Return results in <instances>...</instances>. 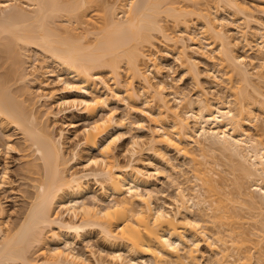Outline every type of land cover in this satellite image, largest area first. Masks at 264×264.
Masks as SVG:
<instances>
[{
	"label": "bare ground",
	"instance_id": "bare-ground-1",
	"mask_svg": "<svg viewBox=\"0 0 264 264\" xmlns=\"http://www.w3.org/2000/svg\"><path fill=\"white\" fill-rule=\"evenodd\" d=\"M23 1H0V128L22 134L23 149L31 152L23 156L32 158L21 170L33 177V192L20 222L8 227L0 221V264H102L75 248L89 245L94 233L112 248L108 264H209L203 241L216 264H264V139L254 114L255 107L264 111V60L258 56L264 53V21L256 8L241 0H212L214 7L208 3L196 11L185 5L191 0ZM92 1L106 12L98 22L83 18ZM223 13L233 17L241 39L262 61L259 66L239 54ZM164 18L174 22L175 30ZM157 42L165 47L161 50ZM30 50L41 51L76 84L60 77V93L41 81L51 72L45 61L33 63L31 73L21 76V58ZM200 50L226 68L227 79H222L228 80L232 99L211 98L205 88L192 97L169 84L162 56L175 53L199 80ZM215 77L219 84L221 78ZM29 84L38 86L37 100ZM66 92H78L80 98ZM142 95L146 109L138 111L153 122L145 143L148 157L142 156L140 137L133 136L125 148L131 159L122 163L116 150L129 130L108 107L114 98L134 109ZM77 100L84 105L79 111L93 122L69 149L78 128L74 121L68 124L72 131L60 126L58 112ZM166 149L189 159L194 181L172 163ZM217 153L231 165L239 198L260 212L261 226L233 224L238 214L226 203L232 201L230 193L216 197L231 185L214 171L213 164L221 165L214 160ZM5 159L0 183L10 170ZM163 177L177 184L175 208L158 201ZM246 241L254 244L246 248Z\"/></svg>",
	"mask_w": 264,
	"mask_h": 264
},
{
	"label": "rangeland",
	"instance_id": "rangeland-1",
	"mask_svg": "<svg viewBox=\"0 0 264 264\" xmlns=\"http://www.w3.org/2000/svg\"><path fill=\"white\" fill-rule=\"evenodd\" d=\"M0 1H2V0H0ZM107 1H109V3L110 2L114 3L116 0H107ZM211 1L212 0H191L189 2L185 1L186 2L185 5L188 4L189 8L191 10L196 11L201 6L205 7V6H210L212 4V7H214V4ZM241 1L247 5H250L251 7L256 8V12H258L257 14L260 16L262 21H264V4L261 5L259 2L255 1V0H241ZM22 2H24V1L22 0ZM185 2H183L182 4H184ZM194 2H196V3L198 2V4L195 5ZM208 3L209 4L211 3V4L208 5ZM120 9L121 8H119L118 11L116 12L118 16L122 15V12L120 11ZM257 10H259V11H257ZM84 11L85 12L82 13L84 16L83 18H87V19L89 18V20L91 22L100 21L102 19V16L105 15V13H106L105 10L98 3L93 2V1L87 4V6L84 8ZM224 14L225 13H223L222 15H224ZM192 16L195 17L194 14ZM224 17L229 20L226 23L231 24V25L228 24V27L226 25L225 28L226 29L228 28L229 32L232 35V38H234L236 41L239 42V49H238L239 54L242 56H245L248 62L253 60L254 63L257 66H259V64H261V62H262L261 60H264V53L261 55L260 54L258 55L257 53L253 52L252 50L250 51L249 48L245 45V42L241 39L242 37H241V33L239 32V30L234 28L236 23L232 21L233 17L230 16L229 13H226L224 15ZM236 18H238V17H236ZM163 21H164L163 23L165 25H167L169 28H171L170 30L174 29L175 25L171 19L164 18ZM241 21L242 20H239L238 23L241 24L242 23ZM60 22H63V19ZM232 22L235 23V25ZM232 25H234V26H232ZM156 37L158 39H160L159 36L156 35ZM250 39L254 41L255 38L250 37ZM254 43H255V41H254ZM157 45L159 46V48L161 50L165 47V46L159 44L158 42H157ZM148 47L149 46L145 47L146 53H149ZM20 49L23 50L22 47ZM200 51H201V53H199V54L197 53V58H196V61L199 65V68L201 71V77L199 78V80L194 79V77L192 76V73H188V70H186V68L183 67L181 61L178 58H176L177 56L175 55V53L171 52L169 55L162 56L161 61L163 60L162 62H164L165 64L168 63L167 64L168 68L167 67L165 68L166 70L168 69L167 71H165V76H166L169 84L173 85L174 87L180 86L182 89H184L186 92H188L189 95H191L192 97H196L197 95H199L201 93V89L205 88L208 90V96L211 98H219L220 97V98L225 99L229 96L228 99H232V97H231L232 93L230 92V90H228V88H226V85L228 83V80H226L227 79L226 75L224 74L226 71V68L224 69V68H222V66H220V65L218 66V63L209 60V58H207L208 57L207 55L209 53L208 51H206V50H204L203 52H202V50H200ZM189 52L191 54L194 53V51L192 49L189 50ZM204 52H205V54H204ZM26 53H27V56L21 58V60L22 59L24 60V62H21V64H24V65L23 66L21 65V67L23 68V70L25 69L24 71H22V69H21L22 72L19 70L20 71L19 73H22L21 76L26 75L31 71L33 63L45 61L48 64L47 69L50 70L51 72H50V74H45V75L42 74L39 77V79L41 81L48 82L50 84V87H53V88L59 90L60 93L63 90L62 89L63 84H61L59 82L60 77L65 78L66 80L73 83L74 85L76 84V82L74 81L73 78H71L66 73H64V71L61 69V67L58 64H56L55 62H53L49 58H47L41 51L30 50L29 52H26ZM26 53H25V55H26ZM257 55L262 57L263 59L260 60V58ZM24 66H25V68H24ZM214 71H216V73H214ZM121 74H122V77L124 79H126L129 76V72L127 70L126 65H123V69L121 71ZM215 74L221 78L218 80V82H220L219 84H217V82H216ZM102 75H103V77H105V79H107V81L109 83L112 82L110 75L107 71H104ZM222 77H224L226 79L224 80V79H222ZM138 85L140 86V83L138 81H136L135 86H137L136 87L137 89L139 87ZM29 87H30L31 91L33 92V96L37 100L38 94L40 93L38 86L35 84H33V85L29 84ZM66 93L68 94L69 98H71V99L75 98V97L77 99L80 98V95L78 94V92L75 93L76 95L71 94L69 92H66ZM88 97H90V96L88 95ZM144 102H145V96L142 95L141 100L138 103L132 104V106L134 107V109H132V108H128L125 100L120 99V101H116L113 98L111 103H110V106L108 107V111L111 110L112 112H114V115H115L117 120H120L123 118V121L125 122V125H126L127 129L129 130L121 138V140L119 142L120 146L116 150V153L119 155V159L122 163H126L131 159L130 153L125 151V148L130 145V142H131L133 136L137 137V138L140 137L139 139L141 140L140 143L142 145L141 149L143 151L142 156L148 157V154H146L147 153L146 148L148 147V145L145 143H147L148 140L150 139L149 129L152 127L153 122L147 113H144V112L141 113L140 111H138L141 109H144V110L146 109ZM39 104L40 103H38L37 106L40 109ZM83 106L84 105L81 104L80 101L77 100L75 103H70V104L68 103V104L63 105L62 108L66 107V109L62 112L59 111L61 108L58 106L53 108L54 111H56V112L59 111L58 112L59 115L63 117L64 123L60 124V126H63L67 130L72 131V130H74V128L70 127V125H68L69 122L74 121L77 125L79 135L68 141L67 146L69 149H72L73 147H75L77 144L76 142L79 140V138L82 137L81 136L82 133H79V132H82V130H84L86 127H88L93 122V118L92 119L88 118L86 115H84V113L80 112ZM254 114L256 115V119H257L256 123H257L258 127L260 128L261 133H263L262 138L264 139V111L262 108L259 109V108L255 107L254 108ZM100 116L101 115H99L98 117H100ZM138 125H142L143 128H141V130L138 129ZM250 129L252 131H255V129L253 127H251ZM5 135L12 136L11 140H9L11 142L8 143L7 136H5ZM10 143L12 144L11 148H9L10 147L9 145H11ZM22 143H23L22 134L18 130L11 128L8 131H4L3 129L0 128V160H1L0 164H2V166L0 165V169H1V167L3 169L5 167V162L2 159L6 158V159H8L7 162L9 164L11 163L9 166L10 170L8 171V174H7L8 176L6 178H4L5 179L4 182L0 183V208L1 207L4 208V213L0 212V221H2L3 223L5 222V224L7 223L6 225L8 227L15 225L17 222H20L22 220L24 213H25V210H26V207H27V204L30 200L29 196L33 192V187H32L33 180L31 179L33 177L31 175H29L31 177V178H29L28 174H26L27 172L25 173V171L21 170L22 167H24L25 162L27 160H31V158H32L31 156H29V157L23 156L25 153L31 154V152H30V150L25 151L23 149ZM166 152H167V156L170 158L172 163H174L175 165L180 167L182 169V171L184 172V174L187 177H189L192 181H194L193 172H192L193 166H192V163L189 161V159L180 155L175 150H167ZM214 160H216V162L219 161L221 164L220 166H218V165L215 166V164H213L214 171L217 172L216 173L217 177H225V178L229 179L228 182L230 181V184H231L229 186V188H226V189L222 188V193H218L216 197H218V198L222 197L223 198V197H225L224 194H226V192L230 193L229 197L232 199V201L226 200V203H227L228 207L230 209H232V211L235 210V212L239 216V217L238 216L235 217L233 219L232 223L233 224L237 223L236 225L244 224L248 229H253L255 227L261 226V223L259 220L261 218V215L259 216L260 212H258V209H254L252 207H251L252 209L249 208V205L247 203H244L243 200H241V198H239V196L237 195L236 185L231 183L234 181L233 179L235 176L231 172L232 170L230 168L231 165H229L230 163H228L226 161V159L222 158L220 156V154L218 155V153H217V156L215 154ZM3 169H1V170H3ZM33 176H35V175H33ZM162 180H163V182H160L158 184V188H160L159 190L161 192H159L157 194L158 197L157 196L156 197L158 199L160 197V199L159 200L157 199V200L159 202H160V200H161V202H167L168 204H171L172 208H175L176 203L174 202V197H175V194L177 192V184L170 182L169 179H166L165 177H163ZM191 184H192V182H191ZM94 186L98 187V185H95V184H94ZM223 192H224V194H223ZM157 200H156V202H158ZM255 210L258 212L257 213L258 217L256 216L257 214H255L256 213ZM261 222H262V220H261ZM96 234L94 233V235H92V237H93L91 239L92 241L90 240L91 245L90 244L88 245V243L86 244V242H84V243L77 244L75 246V248L77 251H79L81 253H85V255L90 259V261L95 262V260L97 258L99 260H102V262H103L102 264H108L111 261L110 257L108 256V253L110 252V249H112V248H110L111 246L107 245V243L101 238L100 235H98V234L96 235ZM253 239H255L254 236H253ZM244 244H246L245 247L247 248L248 245H249V247H251V245H253L254 243H252L251 241H249V242L246 241V243L244 242ZM263 246H264V244H263ZM88 248L90 249V251L88 250ZM202 250L204 251L205 259L209 262V264H216V262L211 261L212 253L207 248L204 241L202 243ZM257 250H256L255 254L259 255ZM124 254L125 253H123V255ZM124 257L128 258V254H125ZM123 264H126V262H124Z\"/></svg>",
	"mask_w": 264,
	"mask_h": 264
},
{
	"label": "snow or ice",
	"instance_id": "snow-or-ice-1",
	"mask_svg": "<svg viewBox=\"0 0 264 264\" xmlns=\"http://www.w3.org/2000/svg\"><path fill=\"white\" fill-rule=\"evenodd\" d=\"M5 7L7 6V5H4ZM93 163H96V161H93Z\"/></svg>",
	"mask_w": 264,
	"mask_h": 264
}]
</instances>
